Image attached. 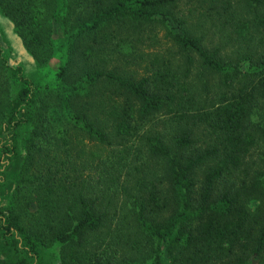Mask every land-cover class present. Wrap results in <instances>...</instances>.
<instances>
[{"label": "trees", "instance_id": "obj_1", "mask_svg": "<svg viewBox=\"0 0 264 264\" xmlns=\"http://www.w3.org/2000/svg\"><path fill=\"white\" fill-rule=\"evenodd\" d=\"M0 9V264H264V0Z\"/></svg>", "mask_w": 264, "mask_h": 264}, {"label": "rangeland", "instance_id": "obj_2", "mask_svg": "<svg viewBox=\"0 0 264 264\" xmlns=\"http://www.w3.org/2000/svg\"><path fill=\"white\" fill-rule=\"evenodd\" d=\"M0 43L4 48L5 56L8 58L12 66H22L24 70L33 75L36 72V63L30 53L24 47L20 37L14 31L13 25L8 17H6L0 9ZM193 74L196 78L198 71ZM213 82V81H212ZM95 176V175H94ZM56 259L53 264H60L57 259V253L53 256Z\"/></svg>", "mask_w": 264, "mask_h": 264}]
</instances>
